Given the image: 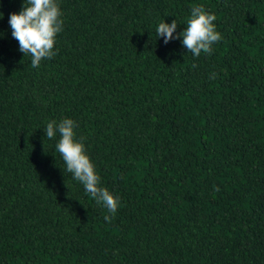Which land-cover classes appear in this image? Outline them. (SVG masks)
I'll list each match as a JSON object with an SVG mask.
<instances>
[{
  "label": "trees",
  "instance_id": "trees-1",
  "mask_svg": "<svg viewBox=\"0 0 264 264\" xmlns=\"http://www.w3.org/2000/svg\"><path fill=\"white\" fill-rule=\"evenodd\" d=\"M58 3L34 68L0 0V264H264V0ZM194 6L222 35L199 57L156 31ZM64 118L116 214L45 136Z\"/></svg>",
  "mask_w": 264,
  "mask_h": 264
},
{
  "label": "clouds",
  "instance_id": "clouds-1",
  "mask_svg": "<svg viewBox=\"0 0 264 264\" xmlns=\"http://www.w3.org/2000/svg\"><path fill=\"white\" fill-rule=\"evenodd\" d=\"M3 15H0L2 18ZM58 0H24V7L19 12H13L9 17L12 36L19 43V50L31 56L32 67H38L42 60L50 59L57 53L54 51L57 34L62 31L64 21ZM216 16L202 6H194L183 32H176L178 24L174 19L170 24L159 23L156 31L159 37H164L167 44L174 38L183 37L182 44L195 57L201 53H211L212 46L222 39L216 30ZM76 122L64 118L59 123L52 120L47 123L45 136L53 139L59 133L56 151L62 156L66 171L71 173L76 181L81 182L85 191L97 203L103 204L107 211L116 214L119 198L107 188L100 186V177L95 165L86 151L82 139H77ZM111 220L112 216H105Z\"/></svg>",
  "mask_w": 264,
  "mask_h": 264
}]
</instances>
